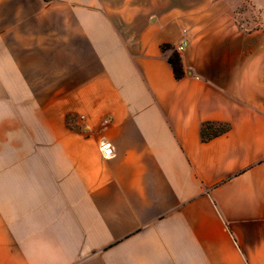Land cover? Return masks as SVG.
Listing matches in <instances>:
<instances>
[{
	"label": "crops",
	"instance_id": "1",
	"mask_svg": "<svg viewBox=\"0 0 264 264\" xmlns=\"http://www.w3.org/2000/svg\"><path fill=\"white\" fill-rule=\"evenodd\" d=\"M0 264H264V0H0Z\"/></svg>",
	"mask_w": 264,
	"mask_h": 264
},
{
	"label": "trees",
	"instance_id": "2",
	"mask_svg": "<svg viewBox=\"0 0 264 264\" xmlns=\"http://www.w3.org/2000/svg\"><path fill=\"white\" fill-rule=\"evenodd\" d=\"M163 50L171 49L172 53L168 57V60L173 67L176 78L181 79L186 75L184 69L182 57L179 52H177L171 45H163ZM230 124L224 122H214L208 121L203 123L201 128V137L203 141H209L219 135H222L229 131Z\"/></svg>",
	"mask_w": 264,
	"mask_h": 264
},
{
	"label": "built area",
	"instance_id": "3",
	"mask_svg": "<svg viewBox=\"0 0 264 264\" xmlns=\"http://www.w3.org/2000/svg\"><path fill=\"white\" fill-rule=\"evenodd\" d=\"M185 45H186V43H182V44H180L179 46L176 47V50H177L178 52L183 51L184 48H185ZM81 118H84V116H81ZM106 122H107V121H106Z\"/></svg>",
	"mask_w": 264,
	"mask_h": 264
},
{
	"label": "rangeland",
	"instance_id": "4",
	"mask_svg": "<svg viewBox=\"0 0 264 264\" xmlns=\"http://www.w3.org/2000/svg\"><path fill=\"white\" fill-rule=\"evenodd\" d=\"M176 50V47L174 48ZM177 51V50H176ZM178 52V51H177ZM180 53V52H179Z\"/></svg>",
	"mask_w": 264,
	"mask_h": 264
}]
</instances>
